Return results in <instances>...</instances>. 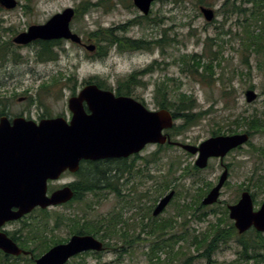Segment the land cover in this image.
<instances>
[{"label":"rangeland","instance_id":"rangeland-1","mask_svg":"<svg viewBox=\"0 0 264 264\" xmlns=\"http://www.w3.org/2000/svg\"><path fill=\"white\" fill-rule=\"evenodd\" d=\"M16 1L18 6L14 9L0 6V48L6 42L9 43L4 48L6 55L0 56V95L4 91L7 92L2 96L10 101L5 106L7 108L3 109L13 117L29 110L33 117L44 114L69 120L71 118L69 99L73 97L75 90L80 91L83 88L85 82L96 78L115 89L125 77L134 72H143L154 61H158L160 65H155L151 72L137 75L144 83L143 86L134 88L140 102L147 103L151 110H158L160 109L158 100L177 103L181 94L185 93L194 100L195 113L212 109L210 115L206 117L203 115L194 126L177 136V141L199 145L204 140L215 137L212 135L215 129L214 122L227 125L228 117L233 121L237 116H241L240 127L236 128L237 126L233 125L234 130L239 132L236 134L245 133L247 130L251 132V144H245L225 158V163L230 164L231 169L229 183L223 188L220 201L210 207L200 204L208 194L205 195V182L215 184L222 172L219 159H212L210 167L206 170L186 174L184 170L194 165L197 156L173 147L159 151L162 159L151 165L148 160L159 147L149 145L139 154L140 158L135 160V172L130 175L118 176L121 170L117 167L120 163L116 161L109 164L108 167L112 168V172L116 171L115 174L119 177L118 183L123 186L127 179L132 177L131 181L134 180L132 183L136 184V187H129L131 184L119 187L121 197L108 190L100 191L102 195L107 196L101 203L95 204L88 217L109 218L110 215L118 213L124 222L118 225V234L115 237L100 239L109 249L101 253H83L72 258L68 264H149L148 253L154 238L147 234L148 228L145 232L142 231V225L149 224L154 219L159 222H173L174 227L169 229L168 236L184 234L188 239L176 245V250L182 248L187 252L185 259L172 261L167 258L166 253H161V262L155 261V264H247L244 260H238L239 246L236 239L219 244L208 258L203 256L204 249L191 244V238L198 236L211 243L213 235L211 231L219 224V217H223L222 211L228 205L239 201L243 188L248 187L250 192L255 194L256 209L264 201V53L256 51L257 46L253 45L247 34L249 30L264 37V29L261 28L264 22H260L259 15L252 14L253 10L258 13V9L253 8V4L245 0H208L213 3V7L209 8L215 10L214 20L208 22L200 11L201 7L207 6L200 5L198 0L177 2L161 0L153 4L151 13L146 16L152 19L149 24L148 21H144L143 25L134 26L132 22L142 14L135 7L133 0ZM87 2L99 3V6L92 8L82 17H75L71 23L73 31L85 41H88L89 33L98 29H118L124 26L126 31L117 30V36L145 40L149 43L150 50L112 51L105 59H95L92 55L95 52L90 53L80 45L63 41L55 47V51L60 53L58 60L39 62L36 58L40 48L37 42H34V46L29 44L19 46L13 43V38L27 31L30 26L45 24L53 15L64 9L71 7L78 10L82 3ZM225 3L226 8H223ZM234 3L246 10L237 12L235 9L234 12H225L229 11V7ZM208 38H214V41L209 42ZM158 40H165L163 49L155 44ZM209 49L222 51L220 59L214 62L215 73L210 85L203 82L199 75L186 71V66L181 61L184 55H205L209 53ZM220 62L221 66L218 65ZM204 63H207V59ZM73 74L77 81L69 82L68 77ZM52 80H56L57 84L45 88ZM163 83L167 85L164 100L162 94H157L158 85ZM247 90H254L257 93L256 101L252 103L246 101ZM226 91L228 94L225 96ZM27 95L32 98V102H19L20 97ZM252 117L261 120L259 131L249 128ZM181 123L182 120L178 119L175 125ZM171 163L176 165L174 173L173 168L169 166ZM166 164L169 166L167 175L160 172ZM149 174L153 179L147 178ZM70 180L71 177H66L64 182ZM163 185L172 188L159 195L157 187ZM171 190H175V197L162 214L154 217L152 212L155 205ZM91 200H94L92 195L85 202ZM183 205H189V208H183ZM85 206L86 203H76L72 206L49 208L47 211L50 216L56 214L83 216L81 209ZM40 210L32 211L23 220L10 225L8 230L13 233L22 231L23 236L27 238L26 226L42 221ZM230 224L234 225V221L230 219L228 213L227 220L221 227L226 229ZM52 226L51 221L49 228ZM53 235L57 240L64 241L75 234L69 227L63 225L55 230ZM53 235L49 234V239H52ZM203 243L202 246H206L204 241ZM29 247L36 249V244L31 242ZM29 259L12 258L9 264H31Z\"/></svg>","mask_w":264,"mask_h":264},{"label":"water","instance_id":"water-1","mask_svg":"<svg viewBox=\"0 0 264 264\" xmlns=\"http://www.w3.org/2000/svg\"><path fill=\"white\" fill-rule=\"evenodd\" d=\"M157 0H133L143 16H148ZM6 9L17 7L16 0H0ZM206 21L215 18V11L201 7ZM76 15L74 8H66L53 15L45 24L32 25L17 35L13 42L28 45L34 41L67 40L81 45L93 53L97 47L83 42L71 28ZM246 101L257 100L254 90L245 92ZM85 104L89 114L85 110ZM71 120L64 117L44 119L39 123L25 118L0 120V229L7 222H14L30 214L36 208L47 209L73 200L70 187L48 194V182L58 180L70 170L75 173L82 160L128 158L139 154L147 145L175 144L184 151L197 155L195 165L206 169L212 158L223 160L231 151L243 147L250 139L248 133L219 135L208 138L199 145L173 142L165 130L172 129L175 120L169 110H149L131 97L118 96L87 84L77 95L69 99ZM229 177L225 168L219 182L203 198L202 205L213 206L220 201L222 189ZM170 191L158 203L153 216H159L175 196ZM229 217L239 234L251 229L264 233V201L255 210L250 191H243L236 204L228 205ZM0 250L6 255L34 256L21 249L5 232L0 231ZM105 246L93 235H73L68 242L57 244L39 258L35 264H67L73 257L86 252H103Z\"/></svg>","mask_w":264,"mask_h":264},{"label":"trees","instance_id":"trees-1","mask_svg":"<svg viewBox=\"0 0 264 264\" xmlns=\"http://www.w3.org/2000/svg\"><path fill=\"white\" fill-rule=\"evenodd\" d=\"M161 1V0H157ZM177 2L178 0H168ZM31 2V0H29ZM245 2L249 4H253V8L258 9V13L256 11H252V14H256L260 16V22H264V0H245ZM198 3L202 6L207 7H213V3H210L208 0H198ZM30 4V3H29ZM227 3H225L223 8H226ZM99 6V3H82L80 5V9L76 10V18L82 17L86 15L92 8ZM28 7V5H27ZM234 8V10H233ZM235 9L237 12H243L246 10V8H243L240 5H237L236 3L232 4L229 7V11L225 10V12H234ZM152 19L150 17L146 16H137L136 19L132 22V25H143L144 21H148V24L150 23ZM264 29V25L261 27ZM126 31L124 29V26L119 27L118 29L108 28V29H98L96 31H93L89 33L88 43H93L97 46V50L93 55L95 59H105L110 56L112 51H118V52H126V51H138V50H150L149 43L145 40H138L133 39L131 37L127 36H117L116 31ZM247 34L249 35L250 40L253 42V45L257 46V50L260 53H264V37L260 34L255 35L252 31L247 30ZM209 42H213L214 38H208ZM63 41H38L37 44L40 47L37 52V60L39 62H48V61H56L58 60V56L60 53L55 51V47L62 44ZM158 47L164 48L163 46L166 44L165 40H158L155 42ZM9 45L8 42L1 45L2 48H0V56L6 55V48ZM213 49H209V53L207 52L205 55H199V54H192V55H184L181 59L182 63L186 66V71H188L191 74L199 75L203 82L208 83L209 85L212 83L213 75H214V62H217L221 56V50L219 51H212ZM3 59V58H1ZM207 59V63H204V60ZM155 65H160L158 61H154V63L149 66L148 69H146L143 72H134L130 74L129 76L125 77L123 80H121L118 83L117 88H135L138 86H143L144 83L138 79L137 75L143 74L145 72H151ZM221 66V62L218 64ZM202 70V71H200ZM68 81L71 82L72 80L77 81L76 76L73 74L68 77ZM96 83L100 88L105 89H112L109 86L105 84L104 81H100L96 78H92L89 81L85 82V84H91ZM57 81L52 80L50 85H46L45 88L51 87L53 85H56ZM166 89L167 85L165 83L158 85L157 87V94H162L163 100L166 95ZM74 91V90H73ZM228 91L224 92L225 96L228 94ZM75 94V91H74ZM171 103H166L165 101H159L158 105L162 109H168L171 110L174 119L178 120L181 119L182 123L179 125H174V127L169 131L170 136L173 140L181 134H183L185 131H187L190 127L194 126L199 120L202 119V116L205 115L208 116L212 113V109H209L207 111H202L201 113H195L196 106L193 105L194 100L192 97L188 96L187 94H181V96L178 98V100ZM240 119L241 116H237V118L233 121L230 120V117L227 118L229 121L226 124L216 123L214 122L213 125L215 126V129L212 132L213 136L218 135H226V134H236L239 133L238 130H234V126L236 125V128L240 127ZM234 125V126H233ZM227 127V128H226ZM261 127V120L257 117H252L250 121L249 128L255 131H259ZM246 133H249L248 130ZM249 145L251 144L248 142ZM169 148H173L172 145L167 144L166 146H159L158 151L161 150H167ZM162 157L159 156V152L156 153L154 157V161L157 162L161 160ZM149 162V160H148ZM170 168H173V173L176 171V165L175 163L170 164ZM127 170L126 168L123 169ZM183 170V169H182ZM186 174H188L191 171H194L195 173H198L199 169L193 165L190 169L184 170ZM97 172L92 175V178L88 180V183L90 184H97L99 183L101 179V174ZM98 174V175H97ZM100 175V176H99ZM98 176V178H96ZM206 185V193L212 188L210 187L211 184L205 183ZM169 185H166L165 187H157L158 194L161 195L162 193H165L172 187H168ZM88 191L93 192L97 197H101L102 194L100 193L101 187H87ZM110 191L115 192L118 197H121V190L119 187H107ZM243 188V187H241ZM243 190H249L247 188H243ZM242 190V191H243ZM204 195V196H205ZM105 196V195H104ZM254 200H255V194H252ZM72 202V201H71ZM71 202L68 205H71ZM200 202V198L197 199V203ZM255 200V204H256ZM202 205V204H200ZM183 208L188 209L189 205H183ZM83 216H77L75 214H69V215H55L50 216L48 214L47 210H40V213L42 216L40 219H42L41 222H37L36 224H30L26 226V234L27 238L25 241H23V244L25 246H29L31 242L36 244V249H32L34 252V256L37 258L42 253L47 251L49 248H51L53 245L60 244L63 242H67L68 239H65L64 241L57 240L56 237L53 235L54 231L57 229H60L63 225H66L69 227L73 234H79V235H94L95 237L99 239L104 238H113L118 234V225H120L122 222H124L121 218V215H112L110 218L105 217H97V218H90L88 215L94 210L93 200L88 202L86 206L81 209ZM214 212H216L214 210ZM182 212H180L181 214ZM228 209L227 207L222 211L223 217H219V224L215 227L216 229H212V241L211 243H207V239L203 240L199 238L198 236H193L191 238V244L196 245L198 248H202L205 250V254L203 256H207L210 258L211 254L215 252V248L221 244L226 243L229 240L236 239L239 251L238 254V260H244L247 264H264V233L258 232L255 229L248 231L247 233L243 235L237 234V230L234 227L233 224H230L228 228H222L221 224L225 223L228 217ZM51 221L53 222V226L49 228V224H51ZM214 226V225H213ZM173 222L172 221H164L159 222L157 219H154L149 224L142 225V231L145 232V230H148V235L150 237L154 238V241L152 242V246L150 249V252L148 253V260L149 264H155L154 262L157 261L158 263L161 262V253H166L167 258L170 260H182L185 259L187 256V252L185 250L178 249L176 250V245L179 244L182 241L187 239L186 235H176L172 234L168 236L169 229H172ZM25 229V230H26ZM21 235H23L22 231L20 232ZM52 234L53 238L49 239L48 235ZM210 234V233H208ZM248 235H251L252 237H249ZM125 238V235L123 236ZM15 239V238H14ZM151 240V239H146ZM205 242L206 246H202ZM198 250V249H197ZM36 254V255H35ZM87 254V253H86ZM25 256L20 257H13L5 255L2 251H0V264H9L10 259H21ZM29 262L31 264H34V261L32 259H29ZM186 264V263H184Z\"/></svg>","mask_w":264,"mask_h":264},{"label":"flooded vegetation","instance_id":"flooded-vegetation-1","mask_svg":"<svg viewBox=\"0 0 264 264\" xmlns=\"http://www.w3.org/2000/svg\"><path fill=\"white\" fill-rule=\"evenodd\" d=\"M29 45L34 46L35 44H34V42H32ZM135 88H137V87H135ZM107 90L113 91L116 97H118V96L131 97L134 100L140 102V98L136 95V93H135V90L136 89L134 90V88H115V89H107ZM81 91H82V89L80 91L79 90L78 91H75V94H73V96H77ZM6 93L7 92L4 91L2 93V95L6 94ZM2 95H0V120L3 117H7L9 119V121L12 123V121L14 119L22 117V118H25L27 120H33L36 123H39L40 121H42L44 119L54 118V117L46 116L44 114L43 115L38 114L37 117H33V116L30 115V111L29 110H25V111H23L21 113L15 114V116L13 117L9 112H7V111H5L3 109V108H7L5 106L9 103L10 100L7 97H3ZM33 101H34V99H33ZM19 102L29 103V102H32V98L29 97L28 95L27 96H24V97H20ZM36 102H39V100H36ZM142 103L149 109V106L147 105V103H145V102H142ZM160 109H162V108H160ZM85 110H86V112L88 114L90 113L89 110H88V108H87V106H86V104H85ZM57 117H60V116H57ZM71 117H72V113H71ZM70 120H71V118H69V121ZM164 133L169 135V133L167 131H165ZM249 134H250V137H251V132H249ZM172 146L173 147H176V148H180L179 146H176V145H172ZM157 152H159V151L157 150L152 155V157L149 159V162H148L149 164L150 163H151V165L152 164H155V161L153 159H154V157H155V155H156ZM232 152H230V153H232ZM139 156H140L139 154H134V155L129 156L128 158H120V159H105V160H98V161H94V160H82L80 162V168H79V170L77 172L73 173L70 170H66V171H64L61 174V176H60V178L58 180L49 181L48 182V187H49V192L48 193H49V195H51L57 189H61V188H64V187H70L71 190L74 192V198H73L70 206H72L73 204H76V203H84V204L86 203L87 204L88 202H85L86 199L90 195H92L93 198H94L93 205L95 207V204L101 203V200L103 198H105V196H107V195L106 194H103L101 197H97L93 192L88 191V188L87 187H101L102 188L101 191L102 190H108V192H112L113 194H116V193L113 192V191H110L107 187H123V186L126 187L127 184H131L132 185V186H129V187H136V184L133 185L134 183H132L134 180L131 181L132 177L131 178H128L127 181H126V183L123 186L120 184V182L118 183L119 177H117V175L115 174L116 171H113L112 172V168L111 167H108V165L109 164H113V163H115L117 161L118 163H120V166H118L117 168H119V170H121L120 173L118 174V176L121 177V176H124V175L125 176L126 175H130V174H132V173L135 172V170H134L135 164L134 163H135V160L136 159L140 158ZM159 156H160V152H159ZM195 157H196V155H195ZM225 158L223 160H221L219 158H213V159H219V161H220V169L222 170L221 174L223 173V171L225 170V168H228V170H229V177H228V180L226 181L224 187L226 185H228L229 179H230V176H231L230 164H226L225 163V161H224ZM130 161L132 162L131 164L129 163ZM210 161H209V164H210ZM194 164H195V162H194ZM169 166L167 167V164H166V166L164 167L163 171L161 170L160 172L165 173V175H167L168 174V170L167 169L169 168ZM208 167H210V165H208ZM124 168H126L127 170H124L123 171ZM206 169H199V170L203 171V170H206ZM166 170H167V172H165ZM94 172L95 173L99 172L101 174V179L99 178L100 182L99 183L97 182V184H90V183H88V180L92 178V175L94 174ZM221 174H220V176H221ZM220 176L218 177V181L215 184L213 182H205V183L211 184L210 187H214L219 182ZM66 177H71V180L70 181H67V182H64V179ZM96 178H98V176H96ZM147 178L153 179L152 175H150V174L148 175ZM116 179H117V182H115ZM165 186L166 185H163V187H165ZM53 187H54V189H52ZM69 203L70 202H68L66 204L54 206V207H51V208L62 207V206L68 205ZM157 205H155V206H157ZM39 209H41V208H36L34 211H38ZM47 209H49V208H47ZM47 209H45V210H47ZM154 209H153V211H154ZM117 215H118V213H117ZM152 215H153V212H152ZM26 216H28V215H26ZM26 216H24L20 220H23ZM111 216L112 215H110V217ZM20 220L14 221V222H7V223H5L1 227L0 231L5 232L10 238H12L18 244V246L21 249H23L26 252L31 253L34 256V252H33V250H31L32 247L25 246L23 244V241L26 240V237H24L23 235H21V233H19V232L13 233L11 230H8V227L10 225L14 224L15 222H19ZM104 246H105L106 250L109 249L108 246H107V244L104 243ZM22 255L23 256H27V257H29V258L32 259V257L30 255H25V254H22Z\"/></svg>","mask_w":264,"mask_h":264}]
</instances>
